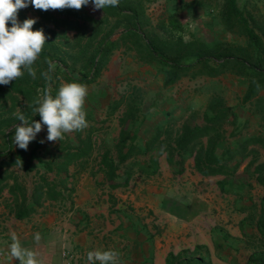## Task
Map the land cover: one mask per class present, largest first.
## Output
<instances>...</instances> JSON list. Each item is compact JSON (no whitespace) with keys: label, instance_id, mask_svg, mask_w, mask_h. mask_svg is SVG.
I'll list each match as a JSON object with an SVG mask.
<instances>
[{"label":"trees","instance_id":"1","mask_svg":"<svg viewBox=\"0 0 264 264\" xmlns=\"http://www.w3.org/2000/svg\"><path fill=\"white\" fill-rule=\"evenodd\" d=\"M206 1L216 3L223 27L243 37L244 43L226 40L208 42L197 36L184 38L180 33L183 24L174 13L160 15L153 21L145 11V0H119L117 7L99 9L101 17L74 9L57 10L62 16H56L51 9H35L39 19L32 30H43L46 37L42 51L33 65L35 78L24 71L22 77L8 85H0V102L3 106L0 112V193L4 188L7 189L10 208L16 218L36 212L46 200L57 201L68 197L73 191L69 166L76 164L80 169L85 168L84 163L92 155L95 142L92 132L84 136L78 132L75 142L63 139L52 150L49 145L44 146L41 138L36 136L25 151L13 142L14 126L21 123L15 114L20 112L30 121H40L39 114L34 116L30 107L35 99L49 88L55 97L62 79L83 85L94 81L115 49L129 51L142 62L156 64L164 75L165 86L185 75L213 77L231 72L247 79L243 101L264 89V25L259 26L258 32L255 17L239 0ZM17 17L20 25L26 19H34L22 9L18 10ZM42 21L52 23L54 28L49 27L45 32ZM90 25L92 30L86 34ZM7 26L12 27L11 21ZM57 27L61 33L56 31ZM68 29L76 30L72 40L65 34ZM67 46L71 47L70 50L76 48L79 51L77 54L83 57V65L79 69L70 67L61 55L62 47ZM70 50L67 56H70ZM49 61L53 65L51 72L48 71ZM46 72L50 79L42 75ZM122 100L119 99L116 104L114 102V107L120 106ZM228 109L222 96L213 94L202 112L200 123L192 121V115L191 120L186 118L176 127L171 116L154 127L146 140L140 141L130 125H134L142 116L135 96L128 94L124 110L118 118L120 128L113 143L114 154L111 153V147L104 143L97 160L104 181L111 188L126 185L135 165L145 174L156 172L157 167L153 162L157 156H152L150 152L157 150L158 153L165 152L167 162L178 166L179 171L186 155L193 153L194 169L202 175L223 174L224 177L217 183L221 189L229 190L225 187L226 182L233 178L242 160L254 152L253 148H248V144L260 143L264 146V137L249 135L235 146L219 151L223 140L221 127L228 117ZM204 136L205 142L202 140ZM146 154L148 157L145 162L135 158ZM133 157L136 161L126 163ZM18 158L22 165L16 163ZM13 166L26 172L35 169L36 176L31 189L18 180ZM121 166L123 168L119 172ZM49 172L54 173L52 177ZM254 173L256 181L264 188V161L255 165ZM249 201L242 208L247 209L244 220L250 219L255 226L258 243L252 242L254 250L248 255L245 264H264V192L258 205ZM215 244L217 247L222 246L219 241ZM204 247V244L196 243L192 249L186 247L177 252L169 250L165 264H214L207 252L202 250Z\"/></svg>","mask_w":264,"mask_h":264},{"label":"rangeland","instance_id":"2","mask_svg":"<svg viewBox=\"0 0 264 264\" xmlns=\"http://www.w3.org/2000/svg\"><path fill=\"white\" fill-rule=\"evenodd\" d=\"M239 2L255 17V28L260 32L259 26L264 25V0ZM144 5L145 11L153 21L160 15L174 13L183 24L180 33L184 38L197 36L208 42L226 40L244 43L243 37L230 33L223 27L215 2L145 0ZM22 10L35 20L39 19L33 6L29 5ZM52 11L56 16H62L57 10ZM79 11L101 17L100 10H94L91 2ZM42 24L45 32L49 27L54 28L52 23L42 21ZM55 29L61 33L58 27ZM91 30L90 25L86 34ZM65 34L72 40L76 30L68 29ZM58 39L55 41L58 42ZM70 48L62 47L61 55L70 67L79 69L83 65V57L77 54L79 51L76 48ZM69 50L70 56H67ZM162 76L163 73L158 70L156 64L142 62L129 51L115 49L96 79L85 84L88 94L83 111L86 113L87 127L64 134L63 139L73 142L78 132L82 136L92 132L94 138L95 147L90 158L84 163L85 168L80 169L79 165L71 164L69 171L73 173L72 182L76 189L72 196L84 195V203L81 204L82 217L91 225L93 235L99 238L95 242L98 246L95 251L103 252V243L104 251L113 250L119 253L117 264H141L142 259L137 257L135 251L142 242L144 246L151 243L154 253L161 250L163 264V256L167 250L177 252L186 247L192 249L194 244L199 243L205 245L202 250L207 252L214 264H245L248 255L254 250L252 242L258 243V234L250 219L244 220L247 209L242 208L250 203L248 196L258 205L264 192L262 186L238 188L236 194L239 196L232 190L219 189L213 176H200L187 168L191 163L188 156L185 157L182 172H178L179 168L173 169L163 158V154L161 159L157 158L153 162L157 168L152 174H145L135 165L127 187L121 185L114 189L102 180L103 174L98 169L97 160L104 143L111 147V153L114 154L113 143L120 128L118 118L124 110L128 94L135 96L142 116V119L139 118L138 122L130 126L137 134L142 133L145 139L154 127L171 116L176 127L186 118L191 120L192 115V121L201 122L202 112L213 94L227 95L229 99L234 100L236 96L239 97L238 94L247 83L245 77L225 72L220 77L185 75L176 83L165 86ZM65 83L68 82L62 79L59 87ZM122 98L121 105L115 108L113 103L116 104ZM188 108L193 111L184 117ZM2 110L0 102V112ZM147 127L151 129L146 132ZM47 135V126L42 125V131L37 136L41 138L44 146L49 145L55 150L61 140L50 142ZM146 157L147 154L135 156L140 162H145ZM122 168H119V172ZM13 170L18 180L31 189L36 176L35 169L26 172L13 166ZM53 174L49 172L50 177ZM242 177L236 176V179ZM92 183L95 189L91 188ZM172 212L177 215L171 214ZM166 216H175L177 223L174 227L168 223ZM216 241L221 242L222 246L217 247ZM144 246L143 248L146 247ZM154 253L146 259L147 264H156Z\"/></svg>","mask_w":264,"mask_h":264},{"label":"crops","instance_id":"3","mask_svg":"<svg viewBox=\"0 0 264 264\" xmlns=\"http://www.w3.org/2000/svg\"><path fill=\"white\" fill-rule=\"evenodd\" d=\"M221 75L222 73L213 77H220ZM180 79L181 78H179L178 80ZM246 88L247 83L245 84V86H243L241 92L238 94L239 97L236 96V99L234 100L229 99L227 95L222 96L224 103L229 107V109L228 117L221 127L223 140L221 141L220 147L218 148L219 151H222L225 147L228 146H235L241 141L242 138L249 135H261L264 137V89L260 90L248 100L243 101L242 96ZM191 111L193 110L188 108L187 113H184V117L190 114ZM149 128L151 129V127H147V129H145L146 132L149 131ZM137 135L138 138L142 141L148 138V136H146L144 139L142 133ZM202 140L205 142L206 137L204 136ZM248 148H253L254 152L248 154L242 160L240 165L235 170L233 178L230 181L228 180L225 185V187L229 188V191L232 190L235 194L238 191V188H242L243 186L249 189L250 187L254 188L257 186H261L256 181L254 167L257 163L264 161V146L260 143H250L248 144ZM151 153L152 156H157L156 159L160 157L162 158V154L163 158L166 159L165 152L158 153V151L155 150L154 152H150V154ZM186 156H188L187 158L189 159L191 158V163H189V166L187 168H190L193 171L197 172L200 176H213L215 183L217 184L219 189H221L217 181L221 180L224 177L223 174L202 175L193 167V153H190ZM173 167L177 168L178 166H172V168ZM182 170L183 168H181V170L178 172H182ZM68 172L70 173V179L72 180L73 173H71L70 171ZM236 176L243 177L242 179H236ZM102 180L104 181V176ZM129 183L130 179L128 180V183L123 186L127 187ZM71 184L73 186V191L68 197L57 201L46 200L44 201L43 206H41L40 209L23 218H16L13 211L11 210V200L8 198L9 194L7 192V189L4 188L1 191L0 264H20L18 259H12L9 256V248L11 243L13 242V234L17 237V240L23 248L31 250L36 254V258L39 261V264H62V248H69L70 250L76 252V257L71 261V264H89L87 260V253L90 251L94 252L95 249L98 248L95 242H97L96 239L99 238L93 235L91 225H89V222H86V220L82 217L83 210L81 204L84 203V195L73 197L72 193L76 192V189L74 186V182H71ZM118 187L119 186L114 187V189ZM91 188L95 189L93 183L91 184ZM236 195L239 194L237 193ZM248 199L252 200V198H250L249 196ZM171 214L175 213L172 212ZM166 219L168 220V223L173 227L175 223H177L175 222V216L171 218L166 216ZM37 233H39L40 235L39 241H36L34 238ZM102 245L103 246L101 249L102 251H104V244L102 243ZM139 246L141 247V249L139 247L135 251L137 257L139 259H142L141 264H147L148 262L146 259L150 257L152 253H154L153 247L151 243H149L148 245L145 244V247L143 242ZM143 246L145 248H143ZM138 250H140V252H138ZM168 251L169 250L164 253V263L162 262L163 264H165V256ZM154 254L157 255H155L154 257V259L156 260L155 263L161 264V250L155 252ZM97 263L99 264V262Z\"/></svg>","mask_w":264,"mask_h":264},{"label":"clouds","instance_id":"4","mask_svg":"<svg viewBox=\"0 0 264 264\" xmlns=\"http://www.w3.org/2000/svg\"><path fill=\"white\" fill-rule=\"evenodd\" d=\"M95 9L117 7L119 0H0V85H8L11 81L23 76L26 71L35 78L33 65L38 59L46 42L43 30L33 31L35 19H26L22 25L17 21L19 9L33 6L35 9L47 11L75 9L80 10L89 3ZM12 27L9 28L8 22ZM48 71H53L52 62L49 61ZM50 79L48 73H42ZM88 94L86 85L71 82L63 84L53 97L49 88L44 94L33 101L32 112L39 114L40 121L29 120L25 115L17 112L16 118L21 122L14 126L13 142L20 149L27 150L31 141L42 131V125L47 126V140L58 142L64 134L80 131L87 127L86 113L83 111L85 99ZM43 143V141H41ZM16 163L22 165L18 158ZM40 240V235H35ZM9 248V256L18 259L20 264H39L36 254L23 248L17 237L13 234ZM119 253L113 250L95 251L87 253L89 264H117Z\"/></svg>","mask_w":264,"mask_h":264},{"label":"built area","instance_id":"5","mask_svg":"<svg viewBox=\"0 0 264 264\" xmlns=\"http://www.w3.org/2000/svg\"><path fill=\"white\" fill-rule=\"evenodd\" d=\"M61 256L63 258L62 264H71V261L76 257V252L69 248H62Z\"/></svg>","mask_w":264,"mask_h":264}]
</instances>
